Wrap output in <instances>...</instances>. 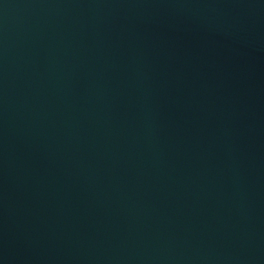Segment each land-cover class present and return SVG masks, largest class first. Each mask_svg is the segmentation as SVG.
<instances>
[{
    "label": "water",
    "instance_id": "obj_1",
    "mask_svg": "<svg viewBox=\"0 0 264 264\" xmlns=\"http://www.w3.org/2000/svg\"><path fill=\"white\" fill-rule=\"evenodd\" d=\"M0 264H264V0H0Z\"/></svg>",
    "mask_w": 264,
    "mask_h": 264
}]
</instances>
